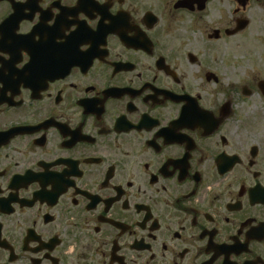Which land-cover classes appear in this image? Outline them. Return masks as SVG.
I'll return each instance as SVG.
<instances>
[{
  "label": "flooded vegetation",
  "instance_id": "1",
  "mask_svg": "<svg viewBox=\"0 0 264 264\" xmlns=\"http://www.w3.org/2000/svg\"><path fill=\"white\" fill-rule=\"evenodd\" d=\"M0 264H264V0H0Z\"/></svg>",
  "mask_w": 264,
  "mask_h": 264
}]
</instances>
